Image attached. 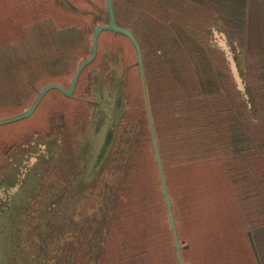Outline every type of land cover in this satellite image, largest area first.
Segmentation results:
<instances>
[{
	"label": "trees",
	"instance_id": "16d2710c",
	"mask_svg": "<svg viewBox=\"0 0 264 264\" xmlns=\"http://www.w3.org/2000/svg\"><path fill=\"white\" fill-rule=\"evenodd\" d=\"M111 1L184 264H264V0ZM107 19L105 0H0V106L30 96L25 66L77 65ZM131 48L99 45L82 98L49 93L0 147V264H179Z\"/></svg>",
	"mask_w": 264,
	"mask_h": 264
},
{
	"label": "flooded vegetation",
	"instance_id": "af4514ba",
	"mask_svg": "<svg viewBox=\"0 0 264 264\" xmlns=\"http://www.w3.org/2000/svg\"><path fill=\"white\" fill-rule=\"evenodd\" d=\"M105 5H106V3H105ZM112 8H113V6H112ZM106 10H107V8H106ZM103 12H104V10H103ZM107 15H108V11H107ZM107 21H108V19H107ZM107 21H103V23L102 22H100V23H98L97 25H95L94 26V29L98 26V25H104V24H106L107 23ZM116 23V22H115ZM116 25H118L117 23H116ZM119 26V25H118ZM121 27V26H120ZM94 29H93V31H94ZM129 30V29H128ZM93 31H92V33H91V48H92V36H93ZM130 31V30H129ZM131 32V31H130ZM107 34L106 36H103V34ZM112 33H114V34H117V32H113V31H104V32H102V33H100L99 35H98V39H97V48H96V53H95V56H94V58H93V60L91 61V62H89L82 70H81V72H80V74H79V76H78V78H77V81H76V83H75V86H74V88H73V91H72V95H74V100L76 101V99H81L82 98V95H83V93H82V91H81V88L83 87V86H81V78L83 77L84 78V75H85V73L86 72H88L89 71V67L90 66H92V65H94V67H98L101 63H103V62H105V61H107V58H102V61H100V62H95L96 61V59L98 58V48H99V45H103V46H105L106 44V37H110V38H112L113 40L114 39H116L117 37H112L111 35H109V34H112ZM132 33V32H131ZM104 34V35H105ZM118 34H120V33H118ZM129 41V40H128ZM130 42V41H129ZM111 44H112V47H110L109 49L111 50V51H114V50H116L117 48H114L113 47V42H110ZM131 43V42H130ZM132 45V44H131ZM107 47H109V46H107ZM133 47V46H132ZM134 49V48H133ZM117 51H120V50H117ZM121 52V51H120ZM135 52V51H134ZM65 53V52H64ZM114 53H115V51H114ZM121 54H122V52H121ZM90 55H91V50H90V52H89V54H87V56H81V59L78 61V63H77V65L76 64H73V65H71V66H67V65H65L64 64V66H63V68H60V70H62V71H59V72H57V71H53L52 72V70H48V69H46L43 73H41V69H42V64H38V65H36L35 66V64L34 65H32V66H25L26 68H27V70H21V72H20V74L19 73H17L18 75H20V76H22L23 77V79L26 81V82H28L29 83V85H30V88H29V92H30V96L27 98V99H25V101H23V102H21V103H10V105L9 104H7V105H3V106H0V119H4V118H9V117H12V116H15V115H18V114H20V113H22L23 111H25L32 103H33V101H34V99H35V97H36V95H37V92L38 91H40L42 88H44L45 86H47V85H49V84H52V83H55V84H58V85H60V86H62L64 89H69V87L71 86V83H72V80H73V76H74V73H75V71L77 70V68L79 67V65L81 64V63H83L85 60H87L89 57H90ZM80 56V55H79ZM66 57H67V53H66ZM115 57V56H114ZM113 61H115V60H113ZM98 63H99V65H98ZM107 63H110V60H109V62H107ZM18 65H15V67H16V69H17V71H19V69H18V67H17ZM68 68H70V69H68ZM89 73H90V71H89ZM25 74V75H24ZM140 74V73H139ZM86 79V78H85ZM145 82V81H144ZM140 83H141V77H140ZM32 88H34V89H32ZM141 89H142V84H141ZM146 89V88H145ZM36 90V91H35ZM28 92V93H29ZM51 92H58L59 94H61L62 96H64V97H70V96H72V95H70V96H67V95H64V94H62L61 92H59L58 90H50V91H48L45 95H44V97L41 99V101L39 102V104H38V106H37V108L44 102V106L45 105H48V103L51 101V99L52 98H50L49 96H48V94L49 93H51ZM35 94V95H34ZM142 94H143V91H142ZM31 95L33 96V98H32V100H30L29 98L31 97ZM54 96H57V97H59L58 96V94H54ZM143 98H144V96H143ZM60 99H64L63 97H61ZM29 102V103H28ZM28 103V104H27ZM71 103V106H69L68 107V112H72V109L76 106V104L75 103H73V102H70ZM27 104V105H26ZM144 105H145V100H144ZM43 106V107H44ZM37 108H36V110H37ZM35 110V111H36ZM145 110H146V108H145ZM12 111V113L10 114V113H6V112H11ZM35 111H34V113H35ZM34 113L30 116V117H28V118H25V119H22V120H19V121H17V122H12V123H8V124H4V125H0V147L2 146V144L4 143V147L6 148L7 146L5 145V142H7L8 140H10V139H13L14 137H16L18 134H20V133H17V132H15L13 129H16L15 127H13V126H16V125H18L17 123L18 122H21V121H26V120H28L29 118H31L33 115H34ZM73 113H75V111L73 112ZM9 114V115H8ZM147 114V113H146ZM80 117H81V115H78L77 116V119L76 120H74L75 121V123H77L78 121H79V119H80ZM83 120V119H82ZM82 120L80 121V127H81V125H82ZM26 124V123H25ZM25 124H22V125H25ZM27 124H30V122L29 123H27ZM21 125V126H22ZM26 132V128L24 129V131H23V133H25ZM26 169V168H25ZM23 178V175L22 176H20V179H22ZM8 194V193H7ZM7 194L6 193H1V195H0V213L8 206V204H9V202H8V196H7Z\"/></svg>",
	"mask_w": 264,
	"mask_h": 264
},
{
	"label": "water",
	"instance_id": "95a60500",
	"mask_svg": "<svg viewBox=\"0 0 264 264\" xmlns=\"http://www.w3.org/2000/svg\"><path fill=\"white\" fill-rule=\"evenodd\" d=\"M105 3H106L107 11H108V21L106 24L98 25L94 29L93 36H92L91 55L87 60H85L83 63H81L79 65V67L77 68V70L75 71L74 76H73V80H72V83H71V86L69 87V89L66 90L62 86L55 84V83H52V84L45 86L44 88H42L40 91L37 92V95H36L33 103L25 111H23L22 113H20L18 115L9 117V118L0 119V125L12 123V122H17L19 120L30 117L34 113V111L36 110L41 99L50 90L55 89L64 95H67V96L72 95L73 88L75 86V83L77 81V78H78L81 70L89 62H91L95 56L96 48H97L98 35L104 31H113V32H117V33H120L121 35L125 36L131 42V44L134 48V51H135L136 61H137V65H138L139 73H140V77H141L142 91H143V96H144V100H145V108H146L148 123H149L150 131H151V135H152V145H153L154 152H155V161H156L158 171H159L161 189H162V193H163L165 203H166V207H167L169 224H170V227H171V230L173 233L174 246L176 249L177 260H178L179 264H184L183 259H182V254H181L180 243L178 240L177 231H176V227H175V222H174V217H173V212H172L171 199H170L168 189L166 186V182H165L164 171H163L162 164H161V159H160V155H159V151H158L157 141L155 139V135H154V131H153V125H152L151 116H150L149 107H148V102H147V97H146L141 48H140V45H139L138 41L136 40V38L133 36V34L127 28H123V27L116 25L115 18H114V12H113V8H112V1L111 0H105ZM108 139H110L109 133H108ZM251 243H252V241H251ZM252 246H253V243H252ZM253 248H254V246H253ZM254 253H255V256L257 258L258 264H260L255 249H254Z\"/></svg>",
	"mask_w": 264,
	"mask_h": 264
},
{
	"label": "rangeland",
	"instance_id": "374dc122",
	"mask_svg": "<svg viewBox=\"0 0 264 264\" xmlns=\"http://www.w3.org/2000/svg\"><path fill=\"white\" fill-rule=\"evenodd\" d=\"M205 19L206 20H208V16H205ZM152 27H153V24L151 25ZM161 32H159V27H158V29H154V28H152V31H151V33L148 35V30H146L145 31V34H146V36L148 35V37H151V38H156L157 37V39H155V40H157L158 42H159V34H160ZM168 34V32H164V31H162V34H161V37L164 39V38H166L165 36ZM144 35V34H143ZM104 36H106V35H104ZM220 39H221V35H220V33L219 32H217V31H215V32H213V35H212V42L214 43V44H216V46L219 48V49H222V44H220ZM106 45H105V47H107V46H109V47H107V48H110V47H112V44L110 43V42H113V47L114 48H117V49H119V50H121L122 51V53L124 52V55H123V61H125V60H131L133 63H134V56H133V51H132V46H130L129 45V43L128 42H126L123 38H121V37H118V38H116V39H112V38H110V37H106ZM227 44H228V42H227ZM226 44V45H227ZM146 45V50H147V52H149L151 49H152V47H150L149 46V44L148 43H146L145 44ZM225 52H227V51H230L229 50V48H228V46L227 47H225ZM228 59H229V61H230V63L232 64L233 63V61H232V57H230V56H228ZM98 65H99V63H98ZM233 65V64H232ZM234 66V65H233ZM134 71V70H133ZM234 77L236 78V80L238 81V82H240V79H239V76H238V74L237 73H235V75H234ZM31 97H32V95H31ZM31 100V99H30ZM53 106H54V104H53ZM6 113H12V111L11 112H6ZM9 115V114H8ZM34 117H35V115H34ZM33 117V118H34ZM32 118V119H33ZM31 119V120H32ZM30 120V121H31ZM21 123H23V121H21V122H18L17 124H21ZM23 128H25V127H20V128H17L16 129V131H19L18 129H23Z\"/></svg>",
	"mask_w": 264,
	"mask_h": 264
}]
</instances>
